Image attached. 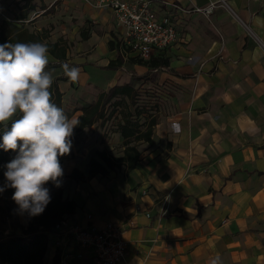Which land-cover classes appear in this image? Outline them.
<instances>
[{
	"label": "crops",
	"instance_id": "obj_1",
	"mask_svg": "<svg viewBox=\"0 0 264 264\" xmlns=\"http://www.w3.org/2000/svg\"><path fill=\"white\" fill-rule=\"evenodd\" d=\"M153 3L179 34L158 52L168 64L154 68L131 61L139 57L123 46L113 12L87 0H37L23 19L29 31L46 33L44 41L66 45L63 59L49 52L46 69L53 67L54 79L65 76L60 61L80 69L75 82L56 81L69 118L81 113V86L101 89L91 103L132 74L146 77L140 85L152 84L145 117L156 115L153 142H135L140 153L131 170L122 164L105 176L65 178L63 195L76 208L64 219L81 227L121 225L126 252L117 264H213L217 258L218 264H264V0ZM210 5L208 13L176 7ZM64 14L75 18L71 31L48 39L51 24ZM117 56L123 63L109 65ZM112 116L115 122L99 119L75 133L70 154L60 158L64 174L85 171L96 149L122 154L119 108ZM48 236L45 264H95L65 229L53 227Z\"/></svg>",
	"mask_w": 264,
	"mask_h": 264
},
{
	"label": "clouds",
	"instance_id": "obj_2",
	"mask_svg": "<svg viewBox=\"0 0 264 264\" xmlns=\"http://www.w3.org/2000/svg\"><path fill=\"white\" fill-rule=\"evenodd\" d=\"M48 64L49 49L42 42L0 44V148L17 153L5 165L0 193L14 189L11 199L29 217L41 215L50 203L46 184L61 186L60 157L70 154L74 128L80 125L53 101ZM62 67L71 81L78 80V67Z\"/></svg>",
	"mask_w": 264,
	"mask_h": 264
},
{
	"label": "trees",
	"instance_id": "obj_3",
	"mask_svg": "<svg viewBox=\"0 0 264 264\" xmlns=\"http://www.w3.org/2000/svg\"><path fill=\"white\" fill-rule=\"evenodd\" d=\"M37 5L36 0H23L21 12L18 13L15 18L21 20L25 19L27 14L31 10H34ZM41 6L42 4L39 5V7ZM46 36L44 31L34 33L33 31H29L21 23L17 25L10 20L0 21V44L7 42H42L48 46L49 52L54 57L58 59L65 58L66 45L58 40L53 42L44 41V37ZM110 46L112 48V43ZM131 61L146 65L150 68L166 66L168 64V58L160 54L151 56L148 59H142L140 57L136 59L133 58ZM122 63V58L117 56L115 60H110L109 65H120ZM66 77V75L63 77H56L50 89L53 101L61 108L62 93L56 81ZM145 78L146 77L132 74L129 81L126 83L110 86L106 91L101 92L94 102L84 104L80 108L81 113L77 117L80 121V125L74 128V135L71 138L72 141L75 139L76 132L99 119L104 121L110 118L115 110L119 108L121 120H118L117 124L120 135L123 138L124 146L121 155H113L108 153L107 150L96 149L93 155L88 159L85 171L74 167L70 173L63 175L61 186L58 188L52 185L51 182L46 184L45 187L50 190L51 201L47 205L45 211L39 216L29 217L24 213L26 224L20 223L18 218V206L11 199L14 189L8 188L3 192V196L5 197L4 203L0 202V228L6 219H9L12 227H19L20 233L10 234L0 239V264H45L44 255L47 249L49 232L56 223L62 220L65 215L73 213L76 208V202L63 195V182L65 178L75 181H84L96 174L105 176L110 170H114L122 164L126 166L127 170L134 168L140 153L135 142L144 140L148 143H152V129L153 125L156 123V115L154 117L150 114L149 117H144L145 120L142 122L134 117L135 114L141 115L147 112V110L145 111L136 105L137 88L138 85L142 84ZM131 105H135L134 110L130 109ZM108 106H111L110 110ZM64 112L68 116L65 110ZM2 135L3 133L0 132V143H2ZM16 154V152L11 150L5 152L0 148V187H3L5 184V165L10 162ZM56 259V256L53 257V261H56Z\"/></svg>",
	"mask_w": 264,
	"mask_h": 264
},
{
	"label": "built area",
	"instance_id": "obj_4",
	"mask_svg": "<svg viewBox=\"0 0 264 264\" xmlns=\"http://www.w3.org/2000/svg\"><path fill=\"white\" fill-rule=\"evenodd\" d=\"M94 7L111 10L116 24L122 30V42L128 52L142 59L170 47L179 39L178 31L168 14L155 9L153 0H87ZM182 12L208 13L210 6L184 8ZM90 217V215H88ZM65 229L78 247L92 252L95 264H117L125 257L126 242L123 228L114 222L102 227L71 225L63 218L54 226Z\"/></svg>",
	"mask_w": 264,
	"mask_h": 264
},
{
	"label": "rangeland",
	"instance_id": "obj_5",
	"mask_svg": "<svg viewBox=\"0 0 264 264\" xmlns=\"http://www.w3.org/2000/svg\"><path fill=\"white\" fill-rule=\"evenodd\" d=\"M37 1V0H36ZM23 4V0H0V21L2 20H10V21H18L17 23H21L23 26H25L27 29H30V24L29 22H24L25 20H16L14 17L21 12V5ZM33 14V11H30L27 16H31ZM66 18H58V20L54 21V24H51V28L50 33H49V37L48 39H54L57 37V35L61 34V30H66V34L68 32H70L71 30L68 28L69 26V22L72 19H75L73 17H69L66 14L62 15ZM23 21V22H22ZM64 23V24H63ZM30 25V26H29ZM33 25V24H32ZM63 25H66L63 26ZM49 26V25H48ZM47 26V29H48ZM67 64V62L64 61H60L59 64H57V66H60V73L59 75H64V69L62 67V65ZM70 66V64H68ZM53 67H49L48 70L46 69V71H52ZM124 70L129 72V67L125 66ZM123 70V71H124ZM148 69L145 70L144 73H148V74H155V70L151 69L152 72L147 71ZM101 79H97V81L100 82ZM100 85V84H99ZM95 90L93 91V88L90 87L89 89H87V86H81L80 87V94H79V104H86L90 101H92L94 99V97H96L95 93H98L99 91H101V89L99 88L98 84H94ZM138 93L139 96H137V100H136V105L138 107H141L143 110H147V113H149V111L152 110V104L154 99H152V84H150L149 82H146L143 85L138 86ZM70 103V102H69ZM135 105H131L130 109L134 110ZM111 109V106L109 107V110ZM140 109V108H138ZM146 116L145 113H142L141 115H134V117H136L139 121H143L144 117ZM117 116H111L109 118L108 121L111 122H115ZM0 202L4 203V196H3V192L0 193ZM20 223L22 224H26V221L24 220V218L22 217ZM20 233V229L19 227H12L10 224V220L6 219V221L2 224L1 228H0V239L4 238L10 234H14Z\"/></svg>",
	"mask_w": 264,
	"mask_h": 264
}]
</instances>
